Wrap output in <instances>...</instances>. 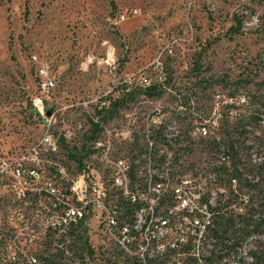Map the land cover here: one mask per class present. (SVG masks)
I'll use <instances>...</instances> for the list:
<instances>
[{"label": "rangeland", "instance_id": "obj_1", "mask_svg": "<svg viewBox=\"0 0 264 264\" xmlns=\"http://www.w3.org/2000/svg\"><path fill=\"white\" fill-rule=\"evenodd\" d=\"M259 10L254 0H0V264H85L68 234L40 226L37 192L49 183L68 187L85 173L98 198L114 190L121 160L146 167L151 155L185 162V152L200 167L170 168L180 173L163 174L166 187L191 177L216 205L224 188L208 180L211 154L201 151L211 133L194 120L203 108L212 112L218 141L232 138L236 114L254 119L257 127L240 137L237 162L244 176L259 172L264 17L252 19ZM47 78L54 86L44 90ZM47 133L58 140L56 151L42 143ZM96 142L110 148L108 156ZM21 167L39 175L18 178ZM96 223L89 227L93 245ZM215 242L207 238L202 256L183 260L251 263L230 253L229 242Z\"/></svg>", "mask_w": 264, "mask_h": 264}, {"label": "built area", "instance_id": "obj_2", "mask_svg": "<svg viewBox=\"0 0 264 264\" xmlns=\"http://www.w3.org/2000/svg\"><path fill=\"white\" fill-rule=\"evenodd\" d=\"M254 1L260 10L252 19L258 23L264 17V0ZM42 86L48 90L54 82L47 78ZM34 105L44 114L43 99L36 98ZM201 128L208 134L205 127ZM71 134L67 130L66 136ZM42 143L54 151L59 147L58 140L49 133L43 136ZM96 143L98 148L108 150V156L110 148L102 142ZM171 160L166 162L151 155L146 167L125 160L115 163L114 190L100 192L98 198L91 197L97 189L88 183L85 173L68 187L47 184L37 192L40 226L68 234L72 238V252L78 247L85 264H189V258L187 263L183 260L185 256H192L196 261L195 256H202L201 248L211 237L213 212L210 206L214 205L191 177H180L170 188L166 187L168 178L163 174H178L170 172ZM166 164L167 167H160ZM159 168H162L161 174ZM16 174L18 178L39 175L36 168L24 167L18 168ZM18 194L26 196V188ZM95 217L98 245L89 240V227Z\"/></svg>", "mask_w": 264, "mask_h": 264}, {"label": "trees", "instance_id": "obj_3", "mask_svg": "<svg viewBox=\"0 0 264 264\" xmlns=\"http://www.w3.org/2000/svg\"><path fill=\"white\" fill-rule=\"evenodd\" d=\"M194 120L211 133L208 138L201 140L204 143L201 151H208L211 154L209 157L218 161V164L213 165L212 160H209L206 164L212 167L211 174H214V180H208L224 188V191L219 192L222 198L216 205L210 206L213 212L210 236L217 242H229L230 253L236 258L248 256L251 259L250 264H264V162L259 172L251 170L246 176L237 162L240 137L251 134L257 127L256 123L251 116L236 114L235 121L231 124L235 130L232 138L218 141L213 133L215 131L212 130L215 128L212 112L208 108L199 110ZM195 150L196 147L191 146V153ZM183 157L192 168L200 167V163L186 159L185 152ZM185 162H180L175 157L168 167L182 170ZM171 169L172 173H180ZM245 244H248V248L244 247Z\"/></svg>", "mask_w": 264, "mask_h": 264}]
</instances>
